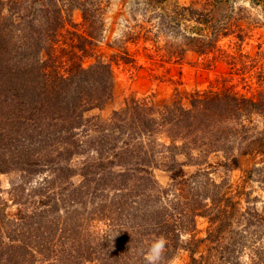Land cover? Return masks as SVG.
<instances>
[{"label":"trees","instance_id":"trees-1","mask_svg":"<svg viewBox=\"0 0 264 264\" xmlns=\"http://www.w3.org/2000/svg\"><path fill=\"white\" fill-rule=\"evenodd\" d=\"M46 1L51 9L48 7L44 12L39 25L45 27L47 38L42 37L43 42L35 41L32 52L19 34L9 33L7 21L0 20V173L17 170L21 179L47 171L58 178L64 169L70 171L61 161H69L86 145L85 150L93 149L97 155L87 163L89 168L96 169L91 172L96 175V186H92L95 179L91 178L77 188H60V180L44 178L42 193L39 192L43 198L36 200L30 196L37 190L25 194L32 204L29 211L16 208L14 213L6 215L0 206V264H87L91 260L98 264H140V257L132 258L126 253L146 247L149 232L145 229L142 233L147 227L140 224L145 219L151 222L155 237L149 246L163 241L158 264H165L179 248L194 253L198 245L194 236L190 234L179 241L196 216L207 217V233H216L218 239L225 240L214 243L212 264H264V207L259 211L251 192L233 187L226 179L213 181L202 167L215 153L230 161L224 162V166L237 167L241 155H253L264 163V93L245 95L232 88L219 92L195 90L187 96L173 95L156 110L148 104L149 100L132 99L120 113L114 114L111 123H95L94 140L78 141L74 130L91 121L84 123V112L100 105L101 94L107 92L112 82V70L103 62L84 69L74 60V54H69L67 59L62 55L65 53L55 46L62 6L66 21H70V10L77 2L81 3L80 0ZM204 4L209 3L204 1ZM81 10L86 20V11ZM181 10L184 18L193 16L191 5ZM206 14L202 12L200 16ZM201 17L194 20L199 22ZM38 20L37 16L31 18V22ZM206 23L208 18L202 20V24ZM206 33L201 35L199 48L194 49L200 55L217 49L216 42L221 37L209 30ZM217 50L229 57L226 50ZM160 131L165 132L168 144L159 145L173 152L168 151L167 171L172 173V180L179 177L168 189L171 196L165 190L150 192L154 186L144 183L153 184L150 179L137 176L138 172L134 171L131 176L149 189V193L138 191L136 195L140 199L147 196L154 204H150L147 214L136 216L133 212L139 211V202H143L126 201L127 206L138 207L122 212L123 216L116 215V210L110 207L113 204L102 201L108 195L97 194L101 186L97 180L104 183L123 177L126 180L128 176L124 172L130 170L127 165L131 163L137 165L135 170L146 171L136 158L143 160V166L144 159L150 162L162 148L157 144L146 149L143 143L133 144L130 139L134 135L138 139L156 136ZM176 154L184 159L178 161ZM107 155L113 158L108 159ZM104 158L107 162L98 164ZM183 166L197 168L186 178L178 176ZM114 167L122 169L114 173L111 171ZM175 168L178 173L173 172ZM257 169L260 170L254 166L247 170L246 177L251 178ZM50 189L55 195H51ZM22 195L24 189L14 193L13 202L22 204L19 202ZM187 198L196 205L192 211L185 210ZM179 204L184 205L182 210ZM99 223L105 225L103 229L97 226ZM125 228L127 232L123 231ZM190 264H203V260L192 257Z\"/></svg>","mask_w":264,"mask_h":264},{"label":"rangeland","instance_id":"rangeland-1","mask_svg":"<svg viewBox=\"0 0 264 264\" xmlns=\"http://www.w3.org/2000/svg\"><path fill=\"white\" fill-rule=\"evenodd\" d=\"M204 1L209 4L205 5ZM48 2L46 0H41V3L39 0H0V20L7 21L9 33L19 34L24 44L29 46L30 52L33 50V45L37 44L35 41L43 42L41 38H47L45 27L41 28L39 22L44 12L50 8L46 5ZM80 3L81 5L77 2L70 10L68 16L70 21H66L65 7L62 6L63 13L59 21L58 36L55 37L57 40L55 46H59L65 53L62 55L66 59L69 54H74L76 56L74 60L84 69L98 62L110 65L112 82L106 89L107 92L101 94L100 105L84 112V123L91 121L74 130L78 135V141L94 140L95 123H111L114 121V114L120 113L126 102L132 99L149 100L148 104H152L156 110L163 103H167L173 95L187 96L195 90L207 89L219 92L225 88H232L233 91L245 95L257 94L259 91L264 93V0H208V2L207 0H80ZM188 4L192 7L193 16L184 18L181 7ZM81 8L86 11V20L83 18ZM202 12H207L206 16L201 17ZM51 13L50 18H52ZM91 14L94 16L92 17ZM35 16L39 19L37 23L31 22V18ZM199 17L202 18L199 22L194 20ZM206 18L208 23L202 24V20ZM208 30L220 34L216 48L226 50L229 57L219 54L217 49L207 55L195 52L194 49L200 46L201 35ZM164 134L165 132L160 131L156 136L138 139L134 135L130 139L133 144L143 143L146 149L149 145L157 144L162 148L161 152L152 156L150 162L144 159L143 166L141 165L143 160L135 156L139 166L146 171L135 170L137 165L131 163L127 165L130 170L125 169L124 172L128 179L125 180L123 177L124 179L119 178L115 181L106 180L105 183L100 179L97 180V183L101 184L96 191L97 194L108 195L103 196L102 201L108 205L112 203L110 207L116 210V215L123 216L122 212L131 211L134 206L138 207L136 204L129 207L125 205L126 201L143 202H139L140 210L133 212L136 216L141 213L147 214L150 204H154L147 196L146 199H140V195H136L138 191L149 193V189H145L143 185L140 186V180L131 176L134 171L138 172L137 176L148 177L154 184L144 182L148 186H154L150 192L165 190L168 197L171 196L168 189L179 177L172 180V173L167 171V157L169 152H173L159 145L168 144V138ZM85 148L86 145H82L80 153L73 154L69 161H61L66 168L70 167V171L63 168L64 172L62 171L58 178L56 174L52 176V173L47 171L21 179L20 172L17 170L0 173V206L5 209L2 212L6 215L11 214L16 208L20 210L27 208L29 211L32 204L29 195L25 194L31 190H37L32 192L36 194L30 196L37 198L36 200L43 198L40 197L39 192L42 191L41 185L44 178L60 180V188L61 186L67 189L77 188L91 178L95 179L92 186H96V175L91 173L96 169L89 168L87 163L90 162V158L94 159L97 155L93 149L85 150ZM91 148H94V144ZM148 155H150L149 150ZM175 156L178 161L184 159L183 155ZM106 158L113 157L107 155ZM106 158L98 164L107 162ZM224 162L230 163L224 160L221 153H215L209 156L207 163L202 167L209 172L208 176L213 181L226 179L233 187L244 188V191L251 192V197L256 198L255 206L259 211L262 210L264 207V163L258 161L253 155L238 156L237 167L231 164L224 166ZM254 166L260 170L253 171V176L247 178V170ZM196 168L183 166L182 173L178 176L185 175L184 177L187 178ZM121 169L114 167L111 171L115 173ZM173 172L178 173V168H175ZM18 186L19 189H17ZM23 189L24 195L19 198L22 204H15L12 199L13 194ZM51 191L52 189L49 190L51 195H55ZM231 195L234 193L231 192ZM148 196L154 197L152 194ZM166 197L165 195L164 198ZM243 197L242 195L241 198ZM187 200H185L188 203L185 204V207L187 206L185 210L192 211L196 205L192 203L193 199L188 200L189 202ZM179 207L182 210L184 205L179 204ZM207 221L205 216H196L194 222L187 226L189 231L181 236L179 242L188 238L190 234L198 240L194 253L190 254V251L179 248L165 264H190L192 257L203 260V264L213 263L214 243L217 241L223 243L225 240L218 239L216 233L211 235L207 233ZM140 224L147 227L142 233L148 229L147 245L144 248L130 249L126 255L132 258L140 257V264H149L147 259L151 248L149 242L152 240L155 242L151 231L153 228H150L151 222L146 219ZM97 226L103 229L105 225L99 223ZM137 229L142 230V227ZM123 231L127 232V228ZM133 235L136 236L134 233ZM212 239L215 241L212 242ZM159 262L158 259L156 264ZM87 264H98V261L91 260Z\"/></svg>","mask_w":264,"mask_h":264},{"label":"clouds","instance_id":"clouds-1","mask_svg":"<svg viewBox=\"0 0 264 264\" xmlns=\"http://www.w3.org/2000/svg\"><path fill=\"white\" fill-rule=\"evenodd\" d=\"M162 249L163 241L156 242L151 246L147 256L149 264H156V261L159 259Z\"/></svg>","mask_w":264,"mask_h":264}]
</instances>
